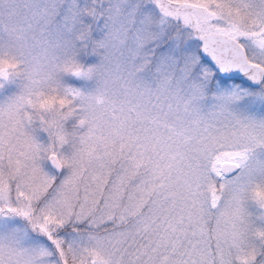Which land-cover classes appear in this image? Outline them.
I'll list each match as a JSON object with an SVG mask.
<instances>
[{
    "label": "snow or ice",
    "instance_id": "obj_1",
    "mask_svg": "<svg viewBox=\"0 0 264 264\" xmlns=\"http://www.w3.org/2000/svg\"><path fill=\"white\" fill-rule=\"evenodd\" d=\"M0 264H264V0H0Z\"/></svg>",
    "mask_w": 264,
    "mask_h": 264
},
{
    "label": "rangeland",
    "instance_id": "obj_2",
    "mask_svg": "<svg viewBox=\"0 0 264 264\" xmlns=\"http://www.w3.org/2000/svg\"><path fill=\"white\" fill-rule=\"evenodd\" d=\"M64 79L67 80V81H69V82H72V81L76 80L77 78H76V77H73V76H71V75L69 74V75H65ZM89 83H91V82H89ZM70 123H71V122H70ZM64 150H65V151H68V150H69V146H68V145H65V146H64Z\"/></svg>",
    "mask_w": 264,
    "mask_h": 264
},
{
    "label": "clouds",
    "instance_id": "obj_3",
    "mask_svg": "<svg viewBox=\"0 0 264 264\" xmlns=\"http://www.w3.org/2000/svg\"><path fill=\"white\" fill-rule=\"evenodd\" d=\"M37 70H39V68H37Z\"/></svg>",
    "mask_w": 264,
    "mask_h": 264
}]
</instances>
